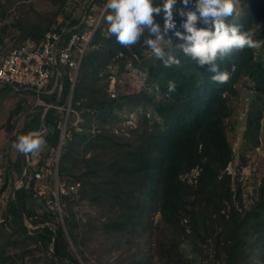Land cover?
Instances as JSON below:
<instances>
[{
  "label": "trees",
  "instance_id": "trees-1",
  "mask_svg": "<svg viewBox=\"0 0 264 264\" xmlns=\"http://www.w3.org/2000/svg\"><path fill=\"white\" fill-rule=\"evenodd\" d=\"M66 1L54 0V13L39 14L27 26L15 21L21 38L14 46L27 38L39 41ZM161 3L154 0V6ZM182 7L178 3L175 11ZM175 11L176 28L165 37L163 49L180 61L179 66L165 67L147 53L143 43L151 38L147 31L136 45L117 43L108 32L109 10L85 52L72 96V110L82 122L76 130L72 126L76 114L70 115L69 137L58 165L60 183H67V188L76 184L90 188L88 204L94 213H86L85 221L73 212L79 206L76 193L60 196L62 219L48 210L47 200L34 196L35 171L44 168L51 151L59 146L60 131L45 130L55 124L59 113L41 106L31 110L27 122L10 138L8 150L20 135L32 132L44 133L46 143L36 168L28 164L27 155L7 158L6 177L13 197L0 226V264H88L83 248L101 237L106 240L102 244L106 255L123 250L114 264H264V172L252 194L246 195L238 178L228 172L235 153L227 129L244 82L251 93L244 150L264 144V46L218 58V67L230 73V80L215 83L209 66L200 67L172 42L176 32L185 31L186 18ZM10 14L0 1V21ZM155 19L163 26V13ZM228 19L264 41V0H242ZM68 20L70 28L79 23L71 15ZM196 27L208 26L197 22ZM129 61L138 67L147 89L109 99L106 88L111 77L125 72ZM112 65L117 68L114 74ZM101 78L104 88L96 86ZM169 81L176 85L174 92L168 91ZM70 86L69 82L64 96L62 91L60 105L66 103ZM3 87L0 95L14 89ZM23 93L34 97L29 91ZM42 98L48 103L58 99L57 95ZM22 102L10 112L8 124L23 108ZM117 111L135 113L138 119L123 127ZM12 130L9 126L8 131ZM48 176L55 181L54 175ZM15 177L22 182L17 189ZM48 200L54 201V195ZM25 220L37 228L29 230ZM104 262L101 256L98 264Z\"/></svg>",
  "mask_w": 264,
  "mask_h": 264
},
{
  "label": "rangeland",
  "instance_id": "rangeland-1",
  "mask_svg": "<svg viewBox=\"0 0 264 264\" xmlns=\"http://www.w3.org/2000/svg\"><path fill=\"white\" fill-rule=\"evenodd\" d=\"M3 5L6 6L7 9L10 10L11 14L8 19L0 21V60L2 56L5 54V50L11 48L16 43H20L19 39L21 38V30L18 27L14 26V22L24 24L25 26L28 25L29 22L37 21L39 14H52L55 11V2L54 0H0ZM84 3L81 5L86 7L88 0H83ZM242 0H237L235 5L236 11L238 10L239 3ZM107 0H97L95 1L94 5L102 7L105 6ZM82 7L76 11V15L79 13L77 17L78 20H81V24L83 23V10ZM236 19V17H235ZM76 20V19H74ZM231 24L230 19L227 21ZM54 23V22H53ZM103 24V23H102ZM101 24V26H102ZM40 25H42L40 23ZM100 26V27H101ZM104 26V24H103ZM181 34H186L185 31H180ZM4 42V43H2ZM165 42V41H164ZM172 42H175L177 47L183 43L181 39L177 36L173 38ZM164 43L161 44L163 48ZM148 54L152 55V51L148 48ZM130 62V61H129ZM128 62V63H129ZM117 68H114L113 65L111 66V72L114 74ZM139 70V69H138ZM61 72L64 75V88H63V96L67 92V86L69 83L68 79V70L65 67H61ZM105 79L101 78L96 86L98 88H104ZM5 87L0 86V89H4ZM106 94L109 95V99H114L119 96V94H131L133 90L139 91L140 89H147V85L144 81V78L140 71L137 74L130 72L127 69V65L125 67V72L121 75L114 74L111 77L110 83L106 88ZM241 89V99L239 102L235 103V115L228 120L227 122V129L229 132V141L232 145L233 151L235 153L234 161L228 166V172L233 176V178H238V181L241 182L242 187L246 195H251L252 191L260 182V179L264 172V144L262 147L256 148L250 152L244 150L248 144V138L245 136L246 131V123H247V116L250 110V87L245 84L244 82L240 85ZM22 102V109L21 111L13 117L11 122L8 124V117L11 111H13L18 102ZM39 106L36 103L35 97L27 95L23 93V91L13 89V91H7V93H3L0 95V226L4 223V214L7 207V203L9 198L12 195V184L11 181L8 180L6 177V168H7V158L8 156L15 160L19 152L11 147L8 150V142L10 138L14 137L20 128L23 126L24 123L27 122L28 115L31 110L38 108ZM118 112V111H117ZM118 116L121 118V122L124 125H133L138 117L135 113H128L126 111H119ZM72 122H75L73 120ZM105 125V123H104ZM9 126L13 128L12 132H9ZM109 127V125H106ZM116 129V127H115ZM262 130L264 131V122L262 123ZM54 131L53 126H48L47 133H51ZM33 133V132H32ZM43 137L44 133L38 132ZM43 146L41 147L42 150ZM245 151V153H243ZM40 152V151H39ZM39 152L35 154H31L30 156L27 155L28 162L32 163V166L36 168V162L39 159ZM55 153L57 150H52L51 155L55 158ZM244 161V163H242ZM29 164V163H28ZM38 170V169H36ZM197 174L194 172L192 175H189L192 178L193 175ZM50 176H45L44 186L46 189V194L42 199H49V195L56 193L55 191V181L50 179ZM15 189L21 184L19 178L15 177ZM93 182V180L91 181ZM64 185H68L67 183L61 182ZM67 188V186H65ZM76 200L79 201V206H74L73 212L76 213L79 220L85 221L86 213H94V209L89 207V197H90V188L89 186H82L78 185L76 189ZM60 200V198H59ZM40 203V201H38ZM159 219V215L155 217V221ZM26 223V220H25ZM28 225H31L28 223ZM27 226V225H26ZM29 229V228H28ZM102 231L100 230L97 234L101 235ZM103 237L95 240L89 245L83 248L85 252V256L88 257L89 263L88 264H98V261L101 260V256H104V264H114L115 259L118 257L122 249L120 251L110 252L109 255L104 253L105 246L103 247L102 244L106 243ZM72 250H75L72 247ZM38 257V256H37Z\"/></svg>",
  "mask_w": 264,
  "mask_h": 264
},
{
  "label": "built area",
  "instance_id": "built-area-1",
  "mask_svg": "<svg viewBox=\"0 0 264 264\" xmlns=\"http://www.w3.org/2000/svg\"><path fill=\"white\" fill-rule=\"evenodd\" d=\"M95 1L97 0H89L84 7L82 25L70 28L71 21L68 20V17L71 15V20L77 18L76 11L80 8L82 0H67L49 31L39 41L27 38L20 45L6 49L0 60V86L9 85L16 90L29 91L33 93L38 106L45 109H55L59 113L57 121L52 125L54 129L60 131L57 153H55V158L51 155L46 159L42 170L35 171L34 177L37 183L34 187V196L37 198L44 197L46 194L45 176L54 175L56 193L53 195L55 200H45H47L48 210L58 213L61 219L63 212L59 202L60 196L70 192L76 193L78 188V184L66 188L64 184L59 182L58 177L60 151L65 139L69 137L70 115L76 114L77 118L72 124L76 130H80L78 124L82 122L78 113L72 110L73 90L85 52L97 29L101 26L107 11L103 5L102 7L94 5ZM194 3L195 0H192L186 12L195 11ZM61 67L68 70V79L71 83L69 95L64 105L59 104L64 85ZM127 69L134 74L139 71L138 67L131 61L127 63ZM53 95H57L58 98L55 103H48L42 98ZM47 129L48 126L45 130L47 131ZM21 185L22 182L17 188ZM26 225L29 230L37 228L28 225L27 221Z\"/></svg>",
  "mask_w": 264,
  "mask_h": 264
},
{
  "label": "clouds",
  "instance_id": "clouds-1",
  "mask_svg": "<svg viewBox=\"0 0 264 264\" xmlns=\"http://www.w3.org/2000/svg\"><path fill=\"white\" fill-rule=\"evenodd\" d=\"M178 3L183 7L180 11H175ZM190 3L192 0H162L159 6H154V0H107L105 8L110 11L105 17L108 32L116 37L121 46L130 47L140 43L142 34L147 31L151 38L145 39L143 43L152 53L163 61L165 67L179 66L180 61L171 54L166 55L161 47L169 31L176 28L173 13L178 12L181 17L186 18L182 24L186 34L175 33L183 41L178 48L200 67L209 66L213 82L227 83L230 73L220 70L217 59H223L234 51L245 48L259 49L264 46V41L254 39L251 31H242L239 25L227 22L236 12L237 0H195V11L185 12L184 8ZM161 13L163 26L155 19ZM197 22L208 27L198 29ZM168 42L171 43L170 40ZM175 90V83L169 81L168 91ZM45 143L39 133H28L20 135L12 147L19 153L28 155L39 152Z\"/></svg>",
  "mask_w": 264,
  "mask_h": 264
},
{
  "label": "crops",
  "instance_id": "crops-1",
  "mask_svg": "<svg viewBox=\"0 0 264 264\" xmlns=\"http://www.w3.org/2000/svg\"><path fill=\"white\" fill-rule=\"evenodd\" d=\"M88 1H89V0H88ZM83 3H84V1L82 0V4H81V5H83ZM87 3H88V2H87ZM81 5H80V8L82 7ZM82 10H83V7H82ZM76 13H77V12H76ZM78 15H79V13L77 14V16H78ZM77 16H76V17H77ZM77 19H79V17H77L76 20H74V21H77ZM81 20H82V19H81ZM81 20H78L79 23H78L77 25H75L74 27H77V26L79 27V26H81V25H82V24H81V22H82ZM51 126H52V125H51Z\"/></svg>",
  "mask_w": 264,
  "mask_h": 264
}]
</instances>
